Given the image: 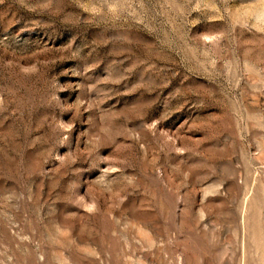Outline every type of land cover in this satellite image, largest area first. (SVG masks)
Segmentation results:
<instances>
[{
	"label": "rangeland",
	"instance_id": "rangeland-1",
	"mask_svg": "<svg viewBox=\"0 0 264 264\" xmlns=\"http://www.w3.org/2000/svg\"><path fill=\"white\" fill-rule=\"evenodd\" d=\"M0 264H264V0H0Z\"/></svg>",
	"mask_w": 264,
	"mask_h": 264
}]
</instances>
